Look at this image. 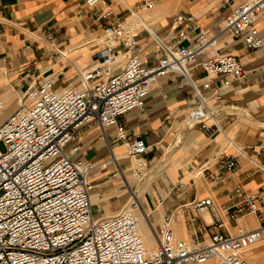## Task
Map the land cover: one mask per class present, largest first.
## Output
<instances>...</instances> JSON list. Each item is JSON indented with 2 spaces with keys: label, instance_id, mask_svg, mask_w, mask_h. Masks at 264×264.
<instances>
[{
  "label": "crops",
  "instance_id": "1",
  "mask_svg": "<svg viewBox=\"0 0 264 264\" xmlns=\"http://www.w3.org/2000/svg\"><path fill=\"white\" fill-rule=\"evenodd\" d=\"M230 1L104 0L94 7L109 11L103 19L92 15L85 0H0V96L9 106L4 107V117L14 109L15 97L43 77L52 78L56 89L78 87V75L93 65L95 52L102 48V27L111 19L125 22L145 64L162 54L158 45L163 42L196 48L199 32L209 40L189 63V76L197 86L208 83L202 94L211 118L188 123L196 97L182 75L170 72L157 77L140 108L118 117L126 138L119 139L114 126L101 132L90 121L65 146L71 158L92 164L86 182L95 219L115 215L128 204L131 191L135 193L147 214L139 234L147 248L155 242L150 225L157 231L166 214L177 239L230 231L233 222L217 227L209 211L194 212L187 203L209 197L214 211L226 220L222 208L230 205L234 187L249 192L264 183V45L247 48L224 29ZM256 28L264 43L261 17ZM117 51L121 65L122 45ZM215 52L234 55L239 74L207 76L199 63ZM133 136L142 139L144 154H128L126 141ZM220 156L235 159L236 165L226 169ZM138 167L143 172L140 179L132 174ZM245 218L246 227L257 225L253 216Z\"/></svg>",
  "mask_w": 264,
  "mask_h": 264
},
{
  "label": "built area",
  "instance_id": "2",
  "mask_svg": "<svg viewBox=\"0 0 264 264\" xmlns=\"http://www.w3.org/2000/svg\"><path fill=\"white\" fill-rule=\"evenodd\" d=\"M103 3L85 0L92 15L107 19L108 10L94 9ZM230 4L224 29L231 37H240L247 48L264 45L256 28L257 19L264 20V0ZM101 31L102 48L95 52L93 65L81 71L78 87L56 89L52 78L43 77L27 86L14 109L0 118V264H200L207 259L213 264H251L240 250L264 237V183L249 192L234 187L230 205L222 208L226 220L214 211L209 197L187 203L194 212L209 211L217 227L233 222L230 231L224 227L177 239L170 230L171 216L166 214L157 231L149 224L155 241L150 248L138 233L139 220H147V214L133 191L128 204L115 215L102 220L92 216L86 182L92 164L71 158L65 150L81 126L93 121L101 132L114 126L117 137L126 138L118 117L140 108L152 83L170 72L182 75L196 97L188 120L196 123L213 115L202 94L208 83L197 86L189 76V63L209 43L203 32L196 37V48L161 43L162 54L145 64L122 19L109 20ZM119 45L124 62L114 69ZM199 64L207 76L241 71L234 55L221 52ZM3 107L0 97V110ZM126 147L130 155L146 151L139 136L127 140ZM220 159L226 169L236 165L235 159ZM142 173L139 167L133 169L138 179ZM245 216H253L257 225L246 227Z\"/></svg>",
  "mask_w": 264,
  "mask_h": 264
},
{
  "label": "rangeland",
  "instance_id": "3",
  "mask_svg": "<svg viewBox=\"0 0 264 264\" xmlns=\"http://www.w3.org/2000/svg\"><path fill=\"white\" fill-rule=\"evenodd\" d=\"M15 98L17 101L18 100L17 96ZM14 104H15V99H14ZM6 107L8 108L9 106H5V109H6ZM5 113H6L5 110L0 112V118H4ZM0 148L2 149L1 144H0ZM246 256L248 257L249 262L251 264H264V237L262 239H260L255 246H253L249 249V252H247Z\"/></svg>",
  "mask_w": 264,
  "mask_h": 264
},
{
  "label": "bare ground",
  "instance_id": "4",
  "mask_svg": "<svg viewBox=\"0 0 264 264\" xmlns=\"http://www.w3.org/2000/svg\"><path fill=\"white\" fill-rule=\"evenodd\" d=\"M117 64H119V62L115 59V65L113 66V68H115V67L117 66ZM79 76H80V74L78 75V77H79ZM2 100H3V99H2ZM4 107H5V103H4ZM4 107L0 110V112H2V111L4 110ZM12 110H13V109H12ZM188 123H189L190 125L194 124V123L191 122L190 120H188ZM144 219H145V218L142 217V218L139 220V226H138V228H139V234H140V223H141L142 221H145ZM141 241H142V239H141ZM142 242H143V241H142ZM257 243H258V241H257L256 243H254V244H252V245H250V246L244 248V249H241V250H240V253L243 255V257H245V258L248 259V257L246 256L247 252H249V249H250L251 247L255 246ZM248 260H249V259H248ZM200 264H213V261H212L211 259H207L206 261H204V262H202V263H200Z\"/></svg>",
  "mask_w": 264,
  "mask_h": 264
}]
</instances>
